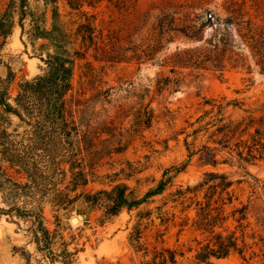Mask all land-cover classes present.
<instances>
[{"label": "rangeland", "instance_id": "rangeland-1", "mask_svg": "<svg viewBox=\"0 0 264 264\" xmlns=\"http://www.w3.org/2000/svg\"><path fill=\"white\" fill-rule=\"evenodd\" d=\"M9 1L0 0V15ZM29 2L33 9L43 8L42 0ZM57 5L62 21L71 30L72 41L83 52L75 63L69 95L73 100H88L94 108V127H99V121L109 124V133L114 136L110 144L119 148L112 155L100 152L90 161L95 174L88 176V184L71 193V197L81 192L110 191L114 185L124 183L135 197L141 198L160 181L172 179L164 195L153 197L138 208L123 209L109 219L104 217L102 207H92L82 197L59 212L46 203L47 226L56 234L54 248L67 243L76 254L74 264H139L142 253L133 252L129 235L139 222V215L150 211L141 221L142 241L150 253L153 247L174 251L177 264H264V227L256 223L255 211H250L241 224L229 217L215 232H222L224 237L234 233L241 254L201 261L197 254L207 241L192 226L195 210L182 213V207L172 203L162 208L169 193L179 186L185 188L204 181L205 173L224 174L232 181L229 191L236 206L255 199L257 205L262 204L264 193L253 188L254 179L264 182V159H248L246 163L235 152L228 154L224 150L218 155V165L203 166L197 155H190L202 145L213 146L208 134L196 133L216 118L212 101L236 102L240 109H226L235 117L252 112L256 119L264 118V74L260 73L257 57L242 42L241 35L246 31L239 32L240 28L227 22L233 11L244 14V21L251 22L255 39L258 35L264 37V0H57ZM162 17L168 27L167 39L149 58H143L142 51L160 31L156 25ZM186 17L202 27L198 39L190 41L174 31L171 20L180 26ZM18 20L15 15L10 34L5 39L0 37V77L5 79L9 71L14 74L9 87L11 97L16 96L23 79L41 74L45 67L40 58H45L46 47L41 45L47 42L28 37L27 19L22 33ZM85 23L94 28L90 42L76 34L79 25ZM221 41L229 43L232 53L222 52ZM196 46L209 50L216 46L224 61L223 71L188 67L177 69L180 73L174 75L170 66H161L166 57ZM237 58L241 62L233 67ZM159 74L177 80L159 91L155 85ZM142 102L153 111L152 124L133 132L134 113ZM118 134L126 139L121 144H117ZM96 145L98 151L107 147L106 143ZM205 189L199 200H203ZM0 207H5L1 199ZM157 207H161V213ZM225 209L224 215L230 216L231 207ZM27 228V222L0 214V264H39L36 259L41 256L35 252Z\"/></svg>", "mask_w": 264, "mask_h": 264}, {"label": "trees", "instance_id": "trees-1", "mask_svg": "<svg viewBox=\"0 0 264 264\" xmlns=\"http://www.w3.org/2000/svg\"><path fill=\"white\" fill-rule=\"evenodd\" d=\"M42 1V9H33L29 0H10L7 9L0 15V37L5 39L10 34L14 17L17 15L22 33L25 32L23 22L27 19L28 37L47 42L41 45L46 47L45 58H40L45 65L42 73L29 80L23 79L18 84L15 97H11L9 93L14 74L9 71L5 79L0 77V199L5 205L4 208L0 207V214L28 223L30 241L35 245V252L41 256L36 259L39 264H74L76 254L68 249L67 243L62 242L59 248H54L56 234L47 226L44 212L46 203L52 204L59 212L66 209V204H72L82 197L92 207H102L105 210L104 217L109 219L123 209L138 208L153 197L164 195L168 186H171L172 178L160 181L157 187L141 198L135 197L124 183L114 185L110 191L81 192L71 197V193L88 184V176L95 174L90 161L99 156L100 152L112 155L117 153L119 148L110 144L114 136L109 133V124L99 121V127H94V108L88 104V100H73L69 95L72 91L75 63L83 57V52L72 41L71 30L62 21L57 0ZM72 4L71 1V8ZM181 21L183 24L177 26L175 19L171 20L175 26L174 31L190 41L198 39L202 27L197 26L196 20L186 17ZM227 22L240 28L239 32L246 31L241 35L242 42L257 57L260 73L264 74V37L258 35V39H255L251 22L244 21V14L236 15L233 11ZM156 27L160 31L152 44L142 51L143 58H149L154 49L167 39L165 28L168 27L164 17L157 20ZM93 31L94 28L85 23L79 25L76 34L82 40L87 39L90 42ZM221 42L224 49L222 52L232 53L228 48L229 43ZM218 53L216 46L213 50L202 46L187 48L166 57L161 66H170L174 75L180 73L177 69L188 67L222 72L225 68L224 61ZM238 58L240 60V57ZM239 60L233 67L240 64ZM176 80L177 78L159 74L155 85L160 91ZM212 102V108L217 109L216 118L201 126L196 133L203 131L208 134L207 137L213 146L202 145L190 156L197 155L203 166L218 165V155L224 150L228 154L235 152L238 159L246 163L248 159H264V118L256 119L252 112H247L246 116L235 117L233 113L227 114L226 109L230 106L233 112L240 109L236 102ZM152 120L153 111L149 104L140 103L134 113L133 127H136L133 132L149 128ZM94 130L99 131L98 135ZM118 137L117 144L126 140L120 134ZM96 143H106L107 147L98 151ZM181 170L182 168L177 172ZM254 180L253 189L259 188L264 193V182ZM232 184L224 174L205 173L204 181L194 186L187 185L185 188L179 186L163 199L162 208L172 203L180 205L182 213L195 210L192 226L204 235L207 241L197 254V259L201 261L212 257L224 258L235 252L242 253L234 233L225 237L222 232L215 233L229 217L241 224L247 219L250 211H255L256 223L264 227V199L260 205H257L255 199L246 204L239 202V206H236L229 191ZM204 189L203 200H199ZM189 195L191 196L188 197ZM188 200H191L190 204L185 205ZM226 207L232 209L230 216L224 215ZM156 209L161 213V207ZM150 214L149 211L139 215V222L129 235L133 252L142 253L139 264H177L174 251L157 250L153 247L150 253L143 243L141 221ZM166 220L162 219V222L166 223ZM149 254H152V257H149Z\"/></svg>", "mask_w": 264, "mask_h": 264}, {"label": "water", "instance_id": "water-1", "mask_svg": "<svg viewBox=\"0 0 264 264\" xmlns=\"http://www.w3.org/2000/svg\"><path fill=\"white\" fill-rule=\"evenodd\" d=\"M72 222L74 223L75 222V219H73Z\"/></svg>", "mask_w": 264, "mask_h": 264}, {"label": "bare ground", "instance_id": "bare-ground-1", "mask_svg": "<svg viewBox=\"0 0 264 264\" xmlns=\"http://www.w3.org/2000/svg\"><path fill=\"white\" fill-rule=\"evenodd\" d=\"M75 223V222H74Z\"/></svg>", "mask_w": 264, "mask_h": 264}]
</instances>
